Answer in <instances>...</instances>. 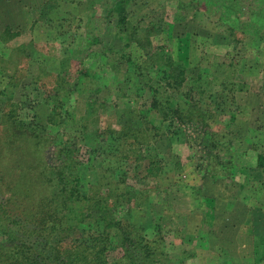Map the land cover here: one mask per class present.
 <instances>
[{"label": "rangeland", "instance_id": "rangeland-1", "mask_svg": "<svg viewBox=\"0 0 264 264\" xmlns=\"http://www.w3.org/2000/svg\"><path fill=\"white\" fill-rule=\"evenodd\" d=\"M112 5V0H0V176L5 180L1 201L7 197L14 204V196L29 192L30 185L10 189L21 172L32 177L33 204L46 197L38 179H44L46 163H56L53 144L47 145L42 136L51 129L54 135L58 132V141H77L78 170L87 184L105 183L111 168L125 172L137 188H146L147 181L139 180L145 174L143 166L136 168L131 159L119 165L130 151L116 138L122 127L132 132L139 128L143 136L158 119L145 118L152 98L134 66L126 59L115 63L124 44L116 39ZM239 6L236 0H130L127 5L130 31L137 40L149 38L152 43L142 40L145 48L131 43L124 50L136 64L145 53L161 55L155 50L160 47L173 60L189 64L193 76L209 70L203 76L212 89H219L224 79L237 82L224 106L209 105L215 115L211 129L222 133L228 140L225 147L230 144L238 156L233 180L211 181L196 172L191 147L195 145L188 144L190 134L184 130L173 138L159 137L158 145L153 139L144 146L131 145L132 152L144 155V164L157 162L156 152L169 166L181 162L178 168L171 166L169 185H164L169 189L155 195L156 205L139 206L131 216L153 241L156 264H264V167H256V155H264V38L254 43L264 30L258 26L260 20ZM144 29L150 35H144ZM79 60L88 75L75 89ZM65 75L70 84L58 102L67 120L57 128L52 119L48 122L53 114L44 104L43 91ZM189 82L175 90L182 93ZM86 104L92 115L84 119ZM24 131L34 138L28 144L23 143ZM156 173L155 181L161 182V171ZM193 186L201 190L192 194ZM86 238L77 233L72 240Z\"/></svg>", "mask_w": 264, "mask_h": 264}, {"label": "trees", "instance_id": "trees-1", "mask_svg": "<svg viewBox=\"0 0 264 264\" xmlns=\"http://www.w3.org/2000/svg\"><path fill=\"white\" fill-rule=\"evenodd\" d=\"M112 1L113 5L109 12L117 17L114 25L115 29H118L116 39L124 44L120 59L115 63L126 59L134 66V73H137L135 76L144 81L152 98L151 111L145 114V118H148V115H155L158 119H156L158 123L149 126L150 129L145 128L146 133L143 136L139 128L134 126L135 132L125 131L126 128L122 127L116 138V140L123 139L130 151L124 156L125 162L122 157L119 159V165H125L131 159V163H134L136 168L143 166L142 170L145 174L139 180L147 181L144 184L146 188H137L134 183L128 182L125 172L122 170L115 172L111 168L109 174H106L105 183L87 184L78 170L81 164L79 157L81 149L77 141L75 142L73 137L58 141V132L54 135L51 129L42 136L47 145L53 144L56 163H46L45 171H42L44 179H38L44 190L43 193L47 194L46 197L38 204H33L32 177L26 172H21L17 176L18 183L16 182L10 189L18 186L26 189L30 185L29 192L26 189V193L14 196V204H10L12 201L7 197L6 202L0 200V264H156L157 260L154 256L156 248L152 246L153 241L146 237L140 225L132 222L131 216L133 210L139 206L156 205L153 203L155 195L169 189L164 185L169 182L171 166L178 168L181 162L177 160L169 166L166 158L156 152L157 162L153 159L147 160L144 164L143 162L146 161L144 155L138 156L136 152H132L133 144L144 146L148 142L151 144L150 140L153 139L158 145L159 137L173 138L177 132L184 130V133L189 132L192 136L189 135L186 140L188 144L195 145L191 146L194 150V167L202 178H209L211 181L219 178L231 181L237 172L239 164L236 159L237 154L232 152L230 144L225 147L228 141L225 136L210 127L215 117L210 107L214 104L218 108L229 101L227 96L230 97L237 82L224 79L217 84L219 89H212L203 76L209 73V70H199L196 76H193L189 64L173 60L171 55L164 53L160 47H155V50H161V55L154 52L145 53L140 63L136 64L129 58L128 53H124V50L131 43L145 48V45L140 43L142 40L149 45L152 43L149 38L137 40L134 31H130L126 20L127 5L130 0ZM229 31L234 32L231 29ZM148 33L149 29H144V35ZM261 38H264V32L254 39V43L257 44ZM87 43L90 44V41ZM100 59L107 63L105 56ZM77 63L80 69L74 84L75 89L77 84L79 82L81 84L82 79L88 75L82 61L79 60ZM66 76H60L53 87L49 86L48 92L43 91L44 104L53 114L48 118V122L51 124L52 119L57 128L62 126L66 119L61 112L62 104L58 102L61 97L60 92L63 93L67 89L65 87L70 84L66 81ZM214 80H217L216 76ZM152 81L154 85H148ZM187 81H190L189 85L182 90V93L180 90H175L176 86H182ZM177 95L180 97L175 98ZM173 99H177L178 102L175 104ZM85 110L84 119H87L92 115L89 104H86ZM21 133L25 136L24 144H28L29 138L34 139L28 132ZM43 153L45 154V151L41 152L42 155ZM119 165L121 169L124 167ZM256 167H264V155L261 153L256 155ZM156 170L161 171L160 175L163 176L161 182L155 181L158 177ZM0 172H2L1 167ZM26 176H29V181L25 180ZM4 184V174H2L0 191ZM96 186L102 189L93 191ZM191 190L194 194L201 190V187L193 186ZM77 233L88 238L83 242L72 240ZM112 252L116 255L109 258Z\"/></svg>", "mask_w": 264, "mask_h": 264}, {"label": "crops", "instance_id": "crops-1", "mask_svg": "<svg viewBox=\"0 0 264 264\" xmlns=\"http://www.w3.org/2000/svg\"><path fill=\"white\" fill-rule=\"evenodd\" d=\"M240 4L238 9H248L254 19L260 20L259 28L264 30V0H236ZM242 1H245L246 6ZM255 25V27H258ZM254 28V26H253ZM253 34V32H249Z\"/></svg>", "mask_w": 264, "mask_h": 264}]
</instances>
